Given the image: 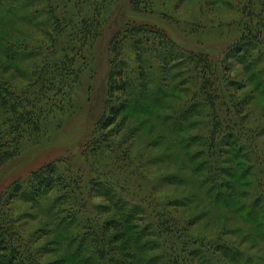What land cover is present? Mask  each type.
I'll return each mask as SVG.
<instances>
[{
	"label": "trees",
	"instance_id": "16d2710c",
	"mask_svg": "<svg viewBox=\"0 0 264 264\" xmlns=\"http://www.w3.org/2000/svg\"><path fill=\"white\" fill-rule=\"evenodd\" d=\"M117 1L0 0V166L76 111L74 91L96 73V44ZM236 1L239 34L220 58L156 23L118 24L82 159L46 162L0 192V264L260 262L264 0ZM155 4L129 0L135 13ZM146 137L161 147L148 157L134 147ZM158 163L166 170L155 174ZM219 214L214 231L193 229ZM236 232L239 242L253 236L257 251L227 235Z\"/></svg>",
	"mask_w": 264,
	"mask_h": 264
},
{
	"label": "rangeland",
	"instance_id": "374dc122",
	"mask_svg": "<svg viewBox=\"0 0 264 264\" xmlns=\"http://www.w3.org/2000/svg\"><path fill=\"white\" fill-rule=\"evenodd\" d=\"M236 2V0H156L155 10L151 13L133 12L129 0L115 2L110 10L111 17L105 32L96 44V73L93 77H85L81 86L74 91L76 111L63 119L59 125L54 123L44 137H40L37 141L27 140L17 157L0 166V192L14 179L29 175L32 170L46 162L65 157H75L78 160L77 162L82 159V144L104 105L109 57L108 43L112 32L121 21L139 19L156 23L168 30L177 41L187 47L204 49L214 57L220 58L224 50L239 34V30L234 23L240 17ZM232 71L238 78L239 76L244 77L242 67L238 64H233ZM15 74L16 72H11L16 82H25L23 77L20 75L15 76ZM147 138L137 139L134 146L135 151L147 152L146 157L161 150V147H152ZM161 165V163L152 165V171L155 174L163 169L165 171L166 165L163 169ZM190 187L191 185L189 187L186 185H167L161 190L181 195L183 192L190 194L192 192ZM199 207H202V204L198 205L197 209ZM192 209L195 210L194 205L188 207V214L192 212ZM218 216L219 218L216 217V219L211 220L208 225L202 226L206 224L205 220L207 218H205L200 222L201 224H197L193 229L210 233L214 225L219 227L222 223L221 214ZM240 234L236 232L227 235L230 239L241 244L242 240L239 242ZM252 239L253 236H248L245 241H242V246L249 248ZM249 251L256 252L257 248H249ZM258 254L262 255L263 258L257 264H264V248Z\"/></svg>",
	"mask_w": 264,
	"mask_h": 264
}]
</instances>
